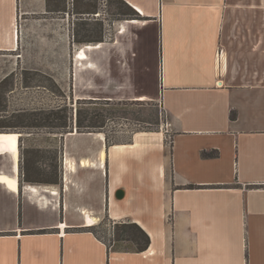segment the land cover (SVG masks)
<instances>
[{
  "label": "crops",
  "instance_id": "crops-1",
  "mask_svg": "<svg viewBox=\"0 0 264 264\" xmlns=\"http://www.w3.org/2000/svg\"><path fill=\"white\" fill-rule=\"evenodd\" d=\"M123 1L138 19H106V0L96 1L94 14H76L115 32L110 41L94 43L100 50L94 62L92 50L78 67L74 55L75 70L80 80L82 71L95 68L97 77L121 91L103 100L158 103L165 122L155 133L160 140L138 158L118 161L126 146L130 151L150 133H136L133 145L97 140L92 166L77 165L70 174L66 158L78 160L72 149L87 138L72 139L68 132L55 147L52 179L58 183H27L25 169L38 180L37 169L48 167L21 155L20 136L5 133L15 134L18 146L0 140V264H264V0ZM66 6L63 24L89 20L73 18L72 0ZM35 14H52L45 0H0V54L11 59V70L1 73L21 64L23 16ZM43 21L49 26L54 17ZM39 65L41 73H55L48 57ZM49 148L29 150L40 157ZM72 186L90 199L71 205ZM115 186L118 213L129 208L145 223L111 218ZM119 190L123 196L116 198ZM82 208L136 224L149 237L146 251L137 252L125 235L107 246L85 225Z\"/></svg>",
  "mask_w": 264,
  "mask_h": 264
},
{
  "label": "rangeland",
  "instance_id": "rangeland-1",
  "mask_svg": "<svg viewBox=\"0 0 264 264\" xmlns=\"http://www.w3.org/2000/svg\"><path fill=\"white\" fill-rule=\"evenodd\" d=\"M68 1L69 0H66L67 5ZM96 1L88 2L89 4H97ZM77 6L79 9L81 8L80 4ZM105 6L106 19L110 21L113 19L116 21H123L117 20L119 17L113 15L115 11L113 5L107 2ZM48 16L54 17V22L49 26L43 23L45 22L43 19H46ZM63 17V13L23 16L24 57L21 59L20 65L15 68L13 67L15 71L12 73H1L4 68H6L5 70L7 72L11 70V59L0 54V82L6 79L4 80L6 82L0 86V103L4 110L0 112V126L4 125L5 123L2 122L6 121H9L10 123L8 124L11 125L19 123L20 119L17 116L24 112H36L37 117H42L43 113L62 109L70 118L68 122L69 125L75 130L74 120L76 109H81L83 113L100 111L108 115V119H106L102 129H92L90 133L102 132L107 146L133 145L135 142L133 136L136 133H150L147 135L142 134L130 151L126 146L124 152L118 154L117 161L126 157L138 158L145 151L155 149V146L160 140L155 133L164 131L165 127L164 115L158 103L148 100H112L109 105L91 104L90 102L101 103L105 101L101 99L102 97L121 95V91H114L111 85L104 82V79L101 80L100 77L95 75V68L82 71L80 80L78 77L80 69L76 68L75 70L74 55H76V53L74 52L77 49H82L83 44L89 43L87 41L84 42V40H92L95 38L98 29L97 24L99 22L94 21L93 17L90 15L81 17L75 14V16H73L75 19H89L84 22L87 31H83L80 25L75 26L76 23L71 26L66 23L63 24ZM32 19L39 20L37 26L31 27L29 25ZM74 29H79L80 34L78 39L83 40L84 43L74 41ZM103 30V37L110 41L115 30H113L112 27H103ZM87 51H90L88 52L89 59L94 62L96 53L98 54L100 50L89 49L85 51V55ZM47 57L48 61L53 62V70L55 71L53 74L41 73L39 71L40 69H38V67L43 66L39 64L47 61ZM85 59L78 62L76 61V67L82 65ZM25 85H28V87H25ZM41 122L42 121L37 118V127L31 129L11 128L7 130L11 132L1 133H16L20 136L21 155H31L30 153H25L26 148L31 149L38 145L44 148L50 146L49 149H42V155L44 157H53L55 155V162L57 163L59 156L55 147L60 136L67 134L65 132L69 131V128L65 130H55L43 126ZM82 131L87 130L83 129ZM48 134H55V136ZM81 134L85 133L78 132L77 136ZM85 137L87 138L86 143L78 148L72 149V154L76 159L82 156H88L89 152H87V149H90V151L95 154L100 145L99 141H93L90 137ZM71 138L73 139V137ZM164 141L165 151L168 155L170 148L169 138L165 133ZM51 147H53V149ZM5 161L10 162L8 157ZM116 188L118 189L116 186L113 187L110 201L111 218L114 220H121L127 216H132L133 220L138 219L143 223L144 220L139 218L137 213L130 211L129 208L125 209L123 213H118V206L114 198V191L117 190ZM84 189L85 192L88 191L86 190L88 188L85 187L83 190ZM89 199V195L81 196L76 194L73 186L70 194L67 195V201L70 202L71 205ZM114 220H111L107 214H104L99 216L98 224L91 227V230L98 238L109 247L113 246L115 232L119 236L131 234V228L127 227L126 224L121 225ZM124 222L126 223L127 221Z\"/></svg>",
  "mask_w": 264,
  "mask_h": 264
},
{
  "label": "trees",
  "instance_id": "trees-1",
  "mask_svg": "<svg viewBox=\"0 0 264 264\" xmlns=\"http://www.w3.org/2000/svg\"><path fill=\"white\" fill-rule=\"evenodd\" d=\"M88 1H95V0H72V10L71 12L74 14H79V13H87V14H94L97 6L96 3L89 4ZM108 4H111L114 6L115 11L113 13L114 16H117V20H133V19H138V14L128 5L126 4L123 0H107ZM84 3V4H82ZM88 3V4H87ZM81 6L79 9L77 5ZM87 6V7H84ZM86 8V9H83ZM45 10L47 13H66L68 12L67 6H66V0H45ZM83 22V23H82ZM85 21H80L75 24V26L80 25V27L84 30ZM98 29H97V35L95 38L92 40H84V42H89V43H101L103 42V25L101 22L98 24ZM87 31V30H86ZM79 29H74L73 31V37L74 41L78 43H84L83 40H79ZM6 80V79H4ZM1 81L0 86L3 85L6 81ZM25 87H28V85H25ZM91 104H103V105H109L110 101L105 100L102 101L101 103H96V102H90ZM3 107L1 106L0 103V112L4 111L2 109ZM20 119L19 123H16L15 125L8 124L10 123L9 121L2 122L5 123L4 125L0 126V132H11L7 131L8 129L11 128H23V129H31L34 127H37L38 125L36 124V119L39 118L45 127H49L51 129L55 130H60V129H68L69 131L65 132H73L74 129L71 128L69 125V117L67 116L66 112H64L62 109H57L54 111H50L48 113H43L42 117H37L36 112H24L23 114H20L17 116ZM233 118L234 115H231ZM106 119H108V115L103 114V112L100 111H95L92 113L86 112L83 113L81 109H76L75 113V130L76 132L79 133H89L92 132V129H102L104 127V124L106 122ZM158 123V122H156ZM83 129H86L87 131H82ZM25 153H30L33 154V152L29 149L25 150ZM43 154V153H42ZM214 153H206L204 152L202 155L204 156H211ZM25 155V154H24ZM31 159H40L43 164H46V169L45 167H40L37 169L36 174L41 176V179L35 180L30 178L27 175L26 169L24 170V176H23V181L24 182H33V181H41L43 183H58L57 179H52L53 175L56 171V162H55V155L52 157H44L43 155L35 156V155H30ZM28 158V157H27ZM127 227L131 228V234L125 235L127 238L126 240L131 241L136 245L135 249L137 252H145L146 247L149 244V237L146 235V233L138 227L136 224H130L127 225ZM115 229V228H114ZM119 239V235L115 232V240ZM145 250V251H144Z\"/></svg>",
  "mask_w": 264,
  "mask_h": 264
},
{
  "label": "bare ground",
  "instance_id": "bare-ground-1",
  "mask_svg": "<svg viewBox=\"0 0 264 264\" xmlns=\"http://www.w3.org/2000/svg\"><path fill=\"white\" fill-rule=\"evenodd\" d=\"M97 47L98 46L94 43L93 44L92 43L83 44L82 49L76 50V55H75L76 61L77 62L82 61L83 59L86 58V55H85L86 50L95 49ZM69 135L71 137H76L78 135V132L73 130V132H71ZM80 136L90 137L93 141H95V140H99L101 142L105 141V137H104V134L102 132H93V133L89 132V133L81 134ZM0 140H5L6 142H10L12 145H14L16 147L18 146L17 136L15 134L0 133ZM87 152H89L88 156H84V157L82 156L78 160H74L72 157L66 158L65 168H66L67 173H70V174L74 173L76 171L77 165L80 168L92 166V161H91V158L89 156L91 154V151L88 150ZM99 154H100V162L103 165L105 163V146L102 147V149L99 151ZM66 183L68 184L67 178H66ZM52 189H54V188H52ZM80 213L82 215V219H83L86 226L94 227L95 225L98 224L99 218L93 216L88 209L82 208Z\"/></svg>",
  "mask_w": 264,
  "mask_h": 264
},
{
  "label": "water",
  "instance_id": "water-1",
  "mask_svg": "<svg viewBox=\"0 0 264 264\" xmlns=\"http://www.w3.org/2000/svg\"><path fill=\"white\" fill-rule=\"evenodd\" d=\"M123 196V193L121 190H119L117 193H116V198H121Z\"/></svg>",
  "mask_w": 264,
  "mask_h": 264
}]
</instances>
